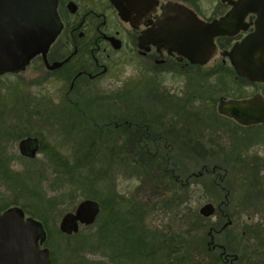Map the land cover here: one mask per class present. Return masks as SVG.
<instances>
[{
  "label": "flooded vegetation",
  "instance_id": "af4514ba",
  "mask_svg": "<svg viewBox=\"0 0 264 264\" xmlns=\"http://www.w3.org/2000/svg\"><path fill=\"white\" fill-rule=\"evenodd\" d=\"M114 1L121 5L125 18L119 15ZM205 5L211 7L209 14L200 9ZM254 5L264 6V0H56L62 26L45 56L35 55L18 71L0 73V86H16L22 94L25 112L20 121L5 124L0 135V171L20 175L25 166L16 169L15 162L27 161L37 163L38 175H42L48 151L59 153L47 145L46 123L42 126L40 122L41 105L53 101L54 96L47 95V85H54L60 93L55 94L59 95L56 101L90 127L88 141L83 144L86 149H139L153 151L154 155L166 152L167 160L174 150H223L220 154L225 160L221 164L230 161L233 166L232 189L223 183L227 177L214 168L210 185L216 189L217 198L225 201L224 207L218 204L215 208L220 219L209 227L207 246L224 258V264H253L259 258L264 262V120L243 124L218 111L223 99L264 100V79L240 75L227 54L255 31L262 10L249 9ZM186 7L204 21L219 19L235 9L236 21H242L234 33L214 38L215 52L204 63L186 57V34L181 42L179 36L174 37L175 26L186 28ZM149 31L152 41L147 36ZM127 62L136 64L132 78L117 90H110V85L98 87L106 74ZM144 81L150 86L143 97L137 87ZM142 97L152 110L138 104ZM92 103L99 114L90 109ZM222 125L227 128V136L221 131ZM183 175L181 184L186 194V184L192 177L190 174L186 178V165ZM0 179L4 182L3 175ZM6 186L14 191V197L18 196L15 187ZM0 207V212L18 208L26 215L25 208L18 204L0 202ZM139 210H135L137 215H144ZM141 220L137 223L139 233L145 241L152 236L147 242L153 243L152 232L157 229L147 225L143 216ZM226 228L230 253L215 241Z\"/></svg>",
  "mask_w": 264,
  "mask_h": 264
},
{
  "label": "rangeland",
  "instance_id": "374dc122",
  "mask_svg": "<svg viewBox=\"0 0 264 264\" xmlns=\"http://www.w3.org/2000/svg\"><path fill=\"white\" fill-rule=\"evenodd\" d=\"M200 9L205 14H209L211 11V7L206 5L201 6ZM135 65L134 62H127L125 65L117 67L114 69L115 71L106 74L103 80L99 81L100 86L98 87L107 88L106 86L110 85V90H117L120 85H123L126 79L134 76ZM10 80L14 81L12 78ZM169 83H172L171 78ZM149 86L150 84L147 81L140 83L137 87V93L144 97L148 92ZM58 92L59 89L56 86L47 85V95L53 94L54 96L52 98L50 97L53 100L51 101L52 103L48 101L46 103L43 102L44 104L41 105L42 118H40V122H42V126L46 123L47 145L51 144L59 153L52 155V153L48 151L45 167H41L43 170L42 175H38L39 165L37 163L27 161H25V163L22 161V164L15 162L16 169L21 168L22 165L25 166V171L20 175L13 172L2 173L0 171V176H4V182L0 179V202H9L18 204L20 207L22 206L25 208L26 216L39 221L43 225L46 232V240L43 246L47 247L50 253L53 254L55 257V264H66L69 261L68 259L80 258V256L77 257L78 255H75V258L70 254L71 249H74L76 246V239H71L70 237L74 235V233L69 235L62 233L59 230V222L66 212L75 209L80 200L91 198L90 195L93 194H96L95 196L98 197L107 198V201H112V206L121 208L122 213L130 206H133L134 203L135 206H137L134 210L139 213L138 202L143 205L145 200H148V204L145 202L144 211L142 210L144 214L142 216L147 225H152V227L159 232H165L168 235L171 233L183 234L186 229H192V231L198 232L203 236H208L209 227L219 222V211L216 209L211 216L204 217L199 213L198 209L205 202H212L215 208L218 204L224 207L223 204L225 201L223 197L219 199L218 196L217 198L215 193L216 189H213L212 185H210L212 183L211 180L214 178L212 173L214 168V171L227 177H225L226 179L223 183L228 189H232L231 175L233 166L231 167L230 161L225 165L221 164V161L224 162L225 160V158L221 159L220 153H222L223 150L221 151L218 147L217 150H210L209 152L206 150L171 151V153L174 152L175 161L177 160L179 162L177 166H174V174L179 177L176 179V181H178L177 185L174 190L171 189L168 179H166L167 185H156V182L153 183L151 178H144L142 175L144 163L140 162L139 156L137 155H134L135 162L132 163L134 166L132 168L126 166L123 159L111 156L107 151H104V153L102 150L92 149L96 154L88 157L86 155L88 151L86 149L87 147L85 145L84 147L83 144L88 141L90 127L88 124L79 121L74 115V111L64 108L65 106L62 104L60 105V102L56 101L59 95L55 94H60ZM0 94L2 95H0V111H5L4 115L0 114L1 135L5 131V124L8 125L20 121L21 115L23 116L25 112L22 94L17 92L16 86H0ZM143 97L138 104H141L148 110H152L150 108L151 104L146 102ZM137 100L139 101L140 98L138 97ZM94 105L95 104L92 103L90 109L99 114V109ZM202 128L203 127H201V129ZM221 129L223 134L227 136V128L222 125ZM222 143L227 142L223 140ZM260 152H263V150H260ZM59 156L68 157L71 163L75 162V160H80L82 165L77 168L74 174L80 179L90 176V180L87 179V181L81 183V181H77L78 179H70L69 175L63 172L61 166H59L56 159V157ZM124 156L126 157V154ZM37 158L39 159V157ZM214 164L218 165L211 167ZM185 165L186 178L188 175L192 174L189 183L186 184V194L184 193V186L181 184V181L185 178L183 175ZM204 165H207V167H204ZM30 169L31 171L29 172ZM193 173H195V175H193ZM200 174L201 176H199ZM36 175L41 180L40 182ZM6 184L17 189V197H14V191L9 189ZM38 184L41 186V193L39 192ZM15 194L17 195L16 192ZM29 196L31 197L30 199L24 198ZM50 198H55L57 203L54 207L49 209L47 203ZM107 201H105V205L103 206V208H105L102 209V211H104L101 213V216L104 212H111L112 206L109 205ZM2 208L3 207H0V210ZM47 210H49V212H47ZM191 211L197 212L202 216V223L196 222L195 220L193 221V219L189 218L190 215L188 213ZM46 212L48 213L46 227L49 229V234L41 218L38 217L39 215L47 214ZM87 226L90 225L81 226L78 232L81 231V233L84 234L89 233L84 229ZM201 226H203V229H201ZM150 228L151 227H148V229ZM93 229H96V226ZM122 234H125V232ZM129 237L130 236H128V238ZM222 237L223 235L217 234L215 240L217 241ZM152 239V236L146 238L148 242H151ZM140 251L141 253H139ZM146 253L147 252L143 251L142 247L138 249L137 258H130L123 252L121 253L122 264H125L126 261L130 259L135 264H157V260L153 261L149 259L150 257L146 255ZM101 256L102 255L94 252H88L85 258L89 260H101ZM114 256H116V254H114ZM75 262L77 263V261ZM202 262H205V260L203 259ZM253 262H255L253 264H264L262 258L253 260ZM76 263L73 262L72 264ZM204 264H207V262Z\"/></svg>",
  "mask_w": 264,
  "mask_h": 264
},
{
  "label": "water",
  "instance_id": "95a60500",
  "mask_svg": "<svg viewBox=\"0 0 264 264\" xmlns=\"http://www.w3.org/2000/svg\"><path fill=\"white\" fill-rule=\"evenodd\" d=\"M119 15L126 14L114 1ZM259 13L254 32L244 36L227 54L237 72L249 79H264V6H251ZM241 14H238V16ZM237 11L230 10L224 17L204 21L186 7L184 28L175 26L179 41L186 34V57L192 62L204 63L215 52L214 38L237 31L242 21H236ZM175 24H178L177 22ZM183 24V22H182ZM61 22L56 10V0H0V73L18 71L38 54L45 56L56 39ZM245 27V26H243ZM151 31L147 36L152 41ZM183 46V44L181 45ZM218 111L243 124L264 120V100L261 97L249 100L223 99ZM215 206L204 203L199 213L211 216ZM100 212L96 199L84 198L73 211L60 219L59 230L67 235L77 233L79 225H91ZM46 232L43 225L22 213L18 208L0 212V264H51L50 251L43 246Z\"/></svg>",
  "mask_w": 264,
  "mask_h": 264
},
{
  "label": "trees",
  "instance_id": "16d2710c",
  "mask_svg": "<svg viewBox=\"0 0 264 264\" xmlns=\"http://www.w3.org/2000/svg\"><path fill=\"white\" fill-rule=\"evenodd\" d=\"M87 150L86 155L88 157L96 154L92 149ZM98 150H102L103 152L107 151L111 156H115L118 159L125 158V165L130 166L131 168L134 167L132 164L135 162L134 155H137L139 156L140 162L144 163V167L142 168V175L144 178H151V181H153V183L156 182V185H167L166 179H168L169 185H171V189L173 190L177 185L178 181H176L175 178L174 166H177L179 162L177 160L175 161L174 152H170L169 160H167L165 156L166 152H159L157 155H154L153 151L139 149H126L120 151L116 149L106 150L101 148ZM125 154L127 158L124 156ZM56 159L59 166H61L62 171L68 174L70 179H78L77 181H81V183H84L89 179L90 176L80 179L74 174L77 168L82 165L80 160H75V162L71 163L68 160V157L59 156L56 157ZM95 195L96 194L90 195V197L95 198L100 202V212L94 224L84 228L86 232L89 233L84 234L80 231L70 236L71 239H76V246L74 249H71L70 254L73 257L78 255L77 257L80 256V258L68 259L69 261L66 264H72L73 262L76 263L75 261H77L76 264H122L121 253L124 252L130 258H137L138 249L140 247H142L143 251L147 252L146 255L150 257L149 259L153 261L157 260V264H204L205 262H207V264L225 263L223 261L224 258L219 256L217 251L208 248V236H203L198 232L192 231V229H186L183 234L171 233L170 235L155 230L152 232L154 234V242L148 243L145 241V236H141L139 233L137 223H142L143 221L141 220L142 215H137V212L134 210L137 207L135 206V203L122 213L121 208L112 206V201H107V198ZM105 201L112 206L111 212H104L101 216V213L104 211H102V209L105 208H103ZM145 202L148 204L149 201L145 200ZM145 202L143 204L144 206L142 203L138 202L139 209L144 211L146 205ZM56 203L57 200L55 198H50L48 199L47 205L50 209L54 207ZM138 203L136 202L137 205ZM47 212H49V210H47ZM188 214L190 215L189 218L193 219V221L195 220L196 222L202 223L203 218L197 212L191 211ZM38 217L41 218L48 233L49 229L46 227L48 213L45 215H39ZM95 226L96 229H93ZM202 227L203 226H201V229H203ZM143 230H145L144 226ZM123 232H125V234H122ZM144 232H146V230ZM228 232V228L222 230L220 234L223 235V237L215 241L221 243L226 249V252L230 253V233L228 234ZM128 236L130 237L128 238ZM88 252L100 254L102 255V259H86L85 255ZM114 254H116V256H114ZM50 256L52 264H55V257L52 253H50ZM203 259L205 262H202ZM130 260H127L125 264H135Z\"/></svg>",
  "mask_w": 264,
  "mask_h": 264
}]
</instances>
